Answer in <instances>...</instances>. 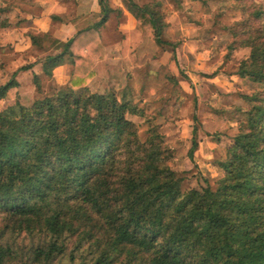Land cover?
Segmentation results:
<instances>
[{
    "label": "trees",
    "instance_id": "16d2710c",
    "mask_svg": "<svg viewBox=\"0 0 264 264\" xmlns=\"http://www.w3.org/2000/svg\"><path fill=\"white\" fill-rule=\"evenodd\" d=\"M162 3L125 6L143 38L175 49L165 38ZM100 6L98 26L43 61L49 78L73 66L69 86L0 111V264L14 256L7 232L45 235L36 264L63 254L70 236L77 249L88 246L96 255L94 264H264V8L251 14L261 24L240 32L250 56L237 74L260 90L244 96L238 133L218 162L223 177L215 187L184 189V174L171 167L173 151L153 120L143 140L128 118L144 117L143 110L126 95L89 87L107 57L98 29L112 10L105 0ZM48 37L32 36L33 46ZM16 75L0 86V103L19 87ZM33 76L41 93L40 76ZM198 146L194 138L191 157Z\"/></svg>",
    "mask_w": 264,
    "mask_h": 264
},
{
    "label": "rangeland",
    "instance_id": "374dc122",
    "mask_svg": "<svg viewBox=\"0 0 264 264\" xmlns=\"http://www.w3.org/2000/svg\"><path fill=\"white\" fill-rule=\"evenodd\" d=\"M158 1L163 2L162 12L168 24L165 38L176 43V48L162 49L151 40L144 41L140 53L136 49L129 55L120 73L112 80L98 79L92 90L126 95L143 110L144 117L128 116L138 126L143 140L153 120L173 151L171 167L184 174V189L215 187L223 177L218 162L225 159L227 149L233 145L241 109L248 106L244 96L260 90L259 85L237 74L240 64L250 56V49L238 41L245 24H261L252 21L251 14L256 8H264V0ZM52 43L49 35L41 45L14 56L9 63H5L8 58L0 52V86L13 78L14 70L33 59L35 67L41 66ZM37 74L42 92L37 91L33 81L23 79L22 87L1 102L0 111L17 101L31 106L37 99L66 86L47 77L43 68ZM194 138L199 146L191 157ZM3 226L0 218V230ZM5 240L14 249L7 264H36L34 252L48 242L38 232H7ZM75 242L76 238L70 236L64 253L44 264H94L96 255L88 246L77 249Z\"/></svg>",
    "mask_w": 264,
    "mask_h": 264
},
{
    "label": "crops",
    "instance_id": "0c3cea01",
    "mask_svg": "<svg viewBox=\"0 0 264 264\" xmlns=\"http://www.w3.org/2000/svg\"><path fill=\"white\" fill-rule=\"evenodd\" d=\"M125 1L105 0L112 11L98 33L107 57L95 67L96 76L89 84L91 89L98 79L112 80L124 68L128 56L136 49L140 53V47L149 42L136 30V19L126 9ZM134 1L144 5L158 0ZM104 16L100 0H0V52L8 58L5 63H9L14 56L34 47L32 36L45 38L52 35L53 43L46 53L47 56L56 55L78 32L98 26ZM35 63L33 59L12 72V75L17 72L19 87H22L23 79L33 81V72L42 71L43 64L35 67ZM27 65L34 67L31 71H20ZM73 70V66L65 64L54 70L53 78L58 85L69 86Z\"/></svg>",
    "mask_w": 264,
    "mask_h": 264
}]
</instances>
